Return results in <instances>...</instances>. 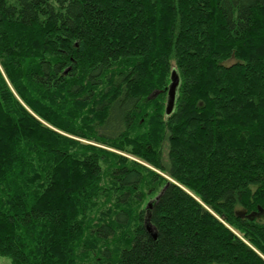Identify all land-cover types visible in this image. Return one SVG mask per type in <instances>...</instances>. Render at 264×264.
Listing matches in <instances>:
<instances>
[{
	"label": "trees",
	"instance_id": "1",
	"mask_svg": "<svg viewBox=\"0 0 264 264\" xmlns=\"http://www.w3.org/2000/svg\"><path fill=\"white\" fill-rule=\"evenodd\" d=\"M0 254L264 264V0H0Z\"/></svg>",
	"mask_w": 264,
	"mask_h": 264
},
{
	"label": "water",
	"instance_id": "2",
	"mask_svg": "<svg viewBox=\"0 0 264 264\" xmlns=\"http://www.w3.org/2000/svg\"><path fill=\"white\" fill-rule=\"evenodd\" d=\"M179 85V76L176 69H173L170 74V82L167 87L165 114L169 115L175 107L177 99V89Z\"/></svg>",
	"mask_w": 264,
	"mask_h": 264
},
{
	"label": "rangeland",
	"instance_id": "3",
	"mask_svg": "<svg viewBox=\"0 0 264 264\" xmlns=\"http://www.w3.org/2000/svg\"><path fill=\"white\" fill-rule=\"evenodd\" d=\"M0 264H12L10 257L7 255H1L0 254Z\"/></svg>",
	"mask_w": 264,
	"mask_h": 264
}]
</instances>
